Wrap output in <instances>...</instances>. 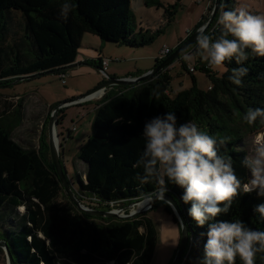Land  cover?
Instances as JSON below:
<instances>
[{"label": "trees", "instance_id": "obj_1", "mask_svg": "<svg viewBox=\"0 0 264 264\" xmlns=\"http://www.w3.org/2000/svg\"><path fill=\"white\" fill-rule=\"evenodd\" d=\"M60 3L61 0H0V89L16 80L30 81L72 67L87 34L128 49L144 48L155 40L152 35L136 33L131 0H74L67 21L58 17ZM214 3L212 0L208 17L197 29L207 23ZM145 5L163 6L159 0H145ZM233 9L234 0H223L222 9L206 32L217 38L221 34L217 23L220 13ZM167 14L172 21L176 10ZM99 60L84 64L101 68ZM162 61L157 59L156 65ZM225 63L227 70L221 75L202 64L201 70L211 81L207 91L199 89L193 77L191 88L172 96L168 71L136 86L114 87L97 103L92 135L80 151L79 158L87 164V172L85 181L79 177L78 195L96 205H129L162 191L155 184L139 185L132 165L143 149L141 136L146 121L167 111H175L179 123L191 120L209 134L229 137L220 151L232 157L237 175L246 183L250 173L241 165L242 158L248 155L244 140L263 124L257 121L249 126L242 116L248 108L264 107V57L249 59V74L241 86L228 80L231 69L237 67L235 61ZM20 115L19 111L15 113ZM64 118L65 115L58 120L59 126ZM63 192L51 153L42 157L38 151L19 145L12 137V127L0 113V240L7 242L16 264L151 263L159 230L149 216L95 217L80 211L70 199L67 207L56 204ZM165 193L178 200L190 229V249L182 263L202 264L208 226L201 228L191 218V205L183 202L182 189L169 184ZM262 202L255 193H241L230 213L217 219L240 218L249 227L264 230V223L253 212L254 206ZM161 204H154L153 210ZM164 205L172 215L170 207ZM256 264H264V258H258Z\"/></svg>", "mask_w": 264, "mask_h": 264}, {"label": "clouds", "instance_id": "obj_2", "mask_svg": "<svg viewBox=\"0 0 264 264\" xmlns=\"http://www.w3.org/2000/svg\"><path fill=\"white\" fill-rule=\"evenodd\" d=\"M74 0H61L58 17L67 21ZM221 34L213 38L201 29L194 50L184 49L186 63L196 57L210 69H226V61H235L228 80L241 86L249 74L246 63L252 57H264V14H253L245 8L222 11L218 17ZM191 47V46H190ZM242 121L249 126L264 124V107L248 108ZM143 149L132 165L139 185L155 184L165 193L168 185L183 190L182 200L190 204L188 212L196 224L208 226L202 264H256L264 258V230L249 227L240 218L218 220L228 215L241 193H255L264 200V144L257 145L241 160L250 176L246 183L237 175L233 159L222 154L229 137L209 134L194 121L179 123L175 111L146 121ZM253 212L264 223V202Z\"/></svg>", "mask_w": 264, "mask_h": 264}, {"label": "rangeland", "instance_id": "obj_3", "mask_svg": "<svg viewBox=\"0 0 264 264\" xmlns=\"http://www.w3.org/2000/svg\"><path fill=\"white\" fill-rule=\"evenodd\" d=\"M210 1L159 0L163 5L159 8L156 6L147 7L145 0H131V10L134 15L133 28L137 34L143 32L147 36H154V42L144 48L128 49L117 47L114 44H106L100 37L87 34L82 40L79 54H92L96 56L95 58L104 56L110 61L106 69V73L110 77L124 78L151 70L155 67L156 60L164 46H168L173 51L181 41H185L198 30L197 28L204 18L209 15ZM241 7L253 14H264V0H234V9ZM174 10H176V14L170 21L167 11L172 12ZM202 64L207 66V62L199 57H196L191 63H186L181 58L168 67L165 71H168L172 77L170 94L174 96L182 90L191 88L193 77L197 79L198 88L207 91L211 86V81L208 74L201 70ZM191 68L195 70L193 73L188 72ZM75 69L77 71H71ZM99 69L89 64L67 69L65 71L66 84H63L58 73L45 74L30 81L27 79L16 80L7 87L0 89V113L3 114L5 122L12 127V137L19 145L27 150L38 151L42 157H48V154L51 153L50 122L54 115L59 120L67 111L62 126L57 128V133L59 135L61 161L75 195L83 207L88 210L117 212L125 209L122 212V215L125 216L137 208L141 209L140 206L130 207L131 204L96 205L93 203L95 201L81 197L77 193V190L81 188L79 177L85 181L87 172V164L80 160L79 155L88 140L87 138L92 135L91 123L94 120V113H91L86 119L78 121L77 112L79 108L77 105L95 101L98 103L104 98V94L92 101L79 102L73 106L66 104L55 114V109L59 105L84 96L106 80L105 75ZM210 70L219 75L226 72L224 68L215 71ZM18 111L21 115L15 116ZM74 125H78V132L73 131L72 139L64 142L61 134L66 135L68 129L72 131ZM261 144H264V124L258 131L254 129V132L247 135L244 140V148L249 154L255 146ZM68 199L69 197L64 190L56 200V204L67 207ZM160 201L163 202L160 207L153 210V204L151 209L143 213L155 222L159 230L158 245L150 264H171L180 243L181 229L173 220L176 217L173 206L165 199L157 202ZM164 204L170 207L173 216L166 212ZM0 264H7L4 251L3 253L0 252ZM182 264H185V261Z\"/></svg>", "mask_w": 264, "mask_h": 264}, {"label": "water", "instance_id": "obj_4", "mask_svg": "<svg viewBox=\"0 0 264 264\" xmlns=\"http://www.w3.org/2000/svg\"><path fill=\"white\" fill-rule=\"evenodd\" d=\"M223 6V0H215L214 7L212 10V13L207 21V23L202 26L200 29L196 30L193 34H191L190 37H188L185 41H183L180 46L174 50L172 54L167 56L160 64L155 65V67L143 74L142 76L135 77V78H115L108 76L107 79L97 86L92 91L88 92L82 97H79L78 99L70 100L68 102L62 103L55 109V114L58 113V111L62 108V106H65L66 104H71L73 102L78 101H84L90 96H93L94 94H97L101 92L104 89L110 88V87H116V86H136L140 83H145L152 81L155 76L161 72H164L168 67H170L174 62L181 59V52L184 49L192 50L195 47L196 44V38L198 33L201 29H204L207 31V29L210 27L214 19L216 18L219 11L222 9ZM191 46V47H190ZM48 74H53V72H50ZM59 127V122L57 117L52 118L50 122L49 127V139H50V149H51V157L53 164L55 166L57 175L62 183V186L67 193L70 201L82 212L87 213L89 215L95 216V217H106V218H118V219H133L137 216L147 212L149 209L152 208L153 204H155L157 201L165 199L167 202H169L173 208L176 211V217L173 219L176 224L180 226L181 229V237H180V243L178 246V249L176 251V254L174 256V259L171 264H182V260L186 252L190 249V229L189 225L187 224V221L185 219L184 213L181 209V206L178 202V200L168 193H163L162 191L156 192L154 195L149 196L143 200L137 201L135 203H132L130 207H138V204L148 201L149 206L146 209H136L130 212V214L122 215V212L125 209H122L120 211H96V210H88L85 207H83L82 203L79 201L77 196L75 195L73 191V186L69 182L66 172L64 170L61 156H60V147L57 145L56 140L59 141V135L57 132V128ZM0 248L4 251L6 255L7 264H16L15 259L8 247L7 242L0 240Z\"/></svg>", "mask_w": 264, "mask_h": 264}, {"label": "crops", "instance_id": "obj_5", "mask_svg": "<svg viewBox=\"0 0 264 264\" xmlns=\"http://www.w3.org/2000/svg\"><path fill=\"white\" fill-rule=\"evenodd\" d=\"M182 42L183 41H181L179 44H181ZM100 53H103V51H100ZM87 55H80L79 54L76 63L72 67L66 68L63 71L65 72L67 69L78 68L79 66H82V65L84 66V63H86V61H88V60L96 61V60H99V59H103L104 58V56H102V55L99 56L98 58H95L96 56L95 55H92V54H89L88 56ZM160 57H161V53L159 54V57L157 59H159ZM99 62L101 63V60H99ZM96 68L99 69V66L96 67ZM71 71H77V70L75 69V70H71ZM148 71H150V70H148ZM148 71L140 72L137 75H129V76H126L124 78L137 77L138 75H140L142 73H146ZM113 88L114 87H110V88L105 89L104 91H101L100 93L97 94V98H100L101 96H103V94H104L103 97H105L109 92H111L113 90ZM96 103H97V101H95V102H87V103H84L82 105H77V108H79V110L77 112L78 121H82V120L86 119L87 117L90 116L91 113H94V117H95ZM66 113H67V111L64 112L62 116L65 115V117H66ZM63 121L64 120L62 119L61 123ZM61 126H62V124L59 127H61ZM91 127H92V123H91ZM69 130L70 129H68V132L66 133V135L64 133L61 134V137L63 138L64 142L71 140L72 137L74 136L73 135V131H69ZM78 130H79V127L77 125L75 131L78 132Z\"/></svg>", "mask_w": 264, "mask_h": 264}, {"label": "built area", "instance_id": "obj_6", "mask_svg": "<svg viewBox=\"0 0 264 264\" xmlns=\"http://www.w3.org/2000/svg\"><path fill=\"white\" fill-rule=\"evenodd\" d=\"M212 6V0L210 1V5H209V8ZM190 34V33H189ZM171 49L168 47V46H164V48L162 49V51H161V57H160V59L161 60H164L170 53H171ZM109 64H110V61L108 60V59H106V58H103V59H101V68L99 69L100 70V72L102 73V74H104L105 75V79H107V77H108V75H107V73H106V69H107V67L109 66ZM206 68H209L208 67V65L206 66ZM195 70H194V68H191L190 69V72L191 73H193ZM60 77H61V80H62V82H63V84H66L67 83V81H66V73L65 72H61L60 74ZM105 90V89H104ZM104 90H102V91H104ZM98 94V93H97ZM97 94H94L93 96H90L89 98H87L86 100H84V101H78V102H73V103H71L70 105L71 106H73L74 104H78L79 102H86V101H92V100H95V99H97ZM76 130V126L74 125V126H72V131H75Z\"/></svg>", "mask_w": 264, "mask_h": 264}, {"label": "bare ground", "instance_id": "obj_7", "mask_svg": "<svg viewBox=\"0 0 264 264\" xmlns=\"http://www.w3.org/2000/svg\"><path fill=\"white\" fill-rule=\"evenodd\" d=\"M100 93V92H99ZM57 134V132H55ZM57 145L60 147V142L58 140H56ZM138 206H140L141 209H145L148 208L149 206V202L148 201H144L140 204H138Z\"/></svg>", "mask_w": 264, "mask_h": 264}]
</instances>
